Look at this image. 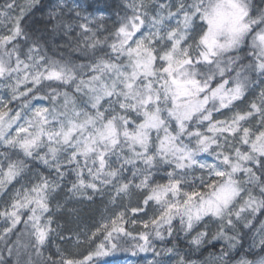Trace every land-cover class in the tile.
Segmentation results:
<instances>
[{
  "label": "clouds",
  "instance_id": "obj_1",
  "mask_svg": "<svg viewBox=\"0 0 264 264\" xmlns=\"http://www.w3.org/2000/svg\"><path fill=\"white\" fill-rule=\"evenodd\" d=\"M0 264H264V0H0Z\"/></svg>",
  "mask_w": 264,
  "mask_h": 264
},
{
  "label": "snow or ice",
  "instance_id": "obj_2",
  "mask_svg": "<svg viewBox=\"0 0 264 264\" xmlns=\"http://www.w3.org/2000/svg\"><path fill=\"white\" fill-rule=\"evenodd\" d=\"M117 228H118V226L115 224V222H114V226H113V230H117ZM119 230H123L122 228L121 229H119ZM43 230L41 229V232H42Z\"/></svg>",
  "mask_w": 264,
  "mask_h": 264
}]
</instances>
